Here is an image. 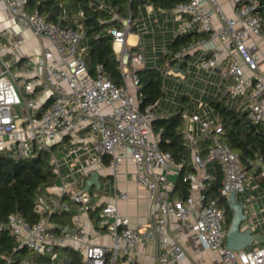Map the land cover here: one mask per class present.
Segmentation results:
<instances>
[{"label": "built area", "instance_id": "2783aa9c", "mask_svg": "<svg viewBox=\"0 0 264 264\" xmlns=\"http://www.w3.org/2000/svg\"><path fill=\"white\" fill-rule=\"evenodd\" d=\"M0 1L12 19L48 40L38 55L18 53L22 39L9 28L1 30L16 51L13 62L0 52V147L11 148L16 142L20 156L48 150L60 181L37 196V221L11 212L1 225L13 236L15 251L30 252L17 264H67V258L71 259L67 248L75 251L83 264H118L122 256L136 264L134 252L151 239L158 244L151 256L154 264H186L187 245L171 235V219L193 230L205 249L216 250L220 264H264V245L258 244L255 234L250 247H227L230 226L226 212L218 199L209 200L205 193L215 178L208 169L213 163L222 172L220 192L228 202L232 191L250 192L254 178L225 142L224 125L208 97H232L247 110L251 123H264V72L259 68V53L246 40L257 35L264 38L260 0H228L232 13L220 0H183L171 9H159L172 22L174 36L194 30L205 35L170 54L166 43L165 68L159 65L153 41L151 60L164 78V96L142 107L137 70L148 64L147 44L134 29L138 23L132 16L121 18L115 13L114 18L122 24L110 29L123 79L120 84L105 73L103 65L95 72L89 70L86 31L81 24H55L40 11H29L28 0ZM149 10L150 15L155 12L153 6ZM145 29L144 34H156L155 29ZM181 107L193 166L203 171L202 175L196 171L184 174L191 193L188 198L172 194L176 183L169 171L180 170L181 164L162 149L159 132L153 127L157 116L174 114ZM203 139L208 140L205 147L199 143ZM60 144L73 148L58 157L55 146ZM258 158L251 161L252 168L264 180V158ZM127 160L134 164L137 184L148 190L151 199L150 221L141 227L132 226L130 217L120 210V200L129 197L126 190H119L111 201L101 204L94 201L91 189L78 186L96 166H108L116 175ZM64 164L69 165L67 173ZM161 167L166 170L160 171ZM97 205L101 207L95 220L108 234L109 242H94L91 237V214ZM63 213L65 221L53 219ZM241 225L246 229L244 223ZM1 257L5 264H16L15 255Z\"/></svg>", "mask_w": 264, "mask_h": 264}, {"label": "trees", "instance_id": "16d2710c", "mask_svg": "<svg viewBox=\"0 0 264 264\" xmlns=\"http://www.w3.org/2000/svg\"><path fill=\"white\" fill-rule=\"evenodd\" d=\"M179 1L183 0H28V10L40 11L47 20L55 24L61 22L63 26L72 27L81 24L86 31L85 59L89 70L95 72L99 65H103L105 73L115 82L122 84L119 61L114 50L113 35L110 32L111 27L121 26L122 22L114 18V14L117 13L121 18L132 16L135 20L143 3L149 2L155 9H171ZM102 3L106 6L101 7ZM262 4L263 0H260L261 11ZM134 29L137 30L136 27ZM204 35L199 30L177 34L167 41V52L170 54L190 40H196ZM137 75L140 79L138 94H140L141 107L155 103L164 96V78L158 68L147 64L137 70ZM185 99L183 97L182 100ZM208 99L224 125L225 142H228L239 154L244 166L251 169L253 167L251 161H258V157L264 158V124L251 123L247 110L240 108L236 102L229 106L226 103L227 96L208 97ZM183 110L181 107L174 114L157 116L153 121V127L159 132V144L162 149L170 151L174 160L181 164L174 192L188 198L191 194L189 182L183 176L186 170L192 171L195 167L190 143L183 132ZM199 143L205 147L208 140H199ZM205 153L206 149L202 151V154ZM51 156V152L45 149L26 156L0 153V264H5L1 254L15 255L16 264L20 257L30 255L26 249L17 251L13 249L16 244L13 236L1 225L7 221L11 212H17L30 221L39 219V215L35 212L37 196L57 182ZM214 164L212 173L215 178L205 193L209 200L218 199L230 225L233 210L228 201L222 197L220 189L223 175L218 164ZM65 215V213L58 214L53 219L65 221ZM67 222H70L69 217ZM66 251L73 264H83L81 257L75 251L70 248Z\"/></svg>", "mask_w": 264, "mask_h": 264}, {"label": "crops", "instance_id": "0c3cea01", "mask_svg": "<svg viewBox=\"0 0 264 264\" xmlns=\"http://www.w3.org/2000/svg\"><path fill=\"white\" fill-rule=\"evenodd\" d=\"M220 2L229 13H232V7L228 0H220ZM146 6L147 10H144L142 6L138 18L135 19L138 23L137 30L143 29L146 26L147 29L152 31L153 29H155L153 28V26H156V24L160 26V29H163V26H161V17H165L161 13V10L154 8L155 12L150 15L149 8L152 5L148 2L146 3ZM262 6V12L264 13V0ZM6 28H9L11 31L16 32L17 36L23 41L19 46L20 48L17 50L18 53L38 55L42 50V45L44 43H48V40L36 36L32 30L26 28L20 22L12 19L11 14H9V10L6 7V4L0 1V52L4 55L5 58L6 56L8 57L6 59L11 60L12 62L15 60L16 50L15 48L11 47L10 44L6 41V39L1 35V30ZM162 33V31L160 34L156 33L160 37L159 42L157 41V43H159L163 47L162 50L158 51L157 46V55L159 56L158 62L164 60L165 53L162 52L165 50V44L170 39V35L168 34V32L163 33L164 35ZM156 34L153 37V39L155 40H153L154 43H156ZM145 35H150V33H145ZM246 40L249 45H254L255 52L259 53V68L264 72V38L257 35L250 36ZM159 52L161 53L159 54ZM151 57L152 56L148 58L149 65H153ZM199 85H201V83H199ZM165 105L166 104H164V106ZM55 147L56 149H60L62 155H64L67 151L73 148V146H71L70 144H66L65 146L60 144ZM84 157L85 156H82V159ZM63 167L64 173H67L69 165L64 164ZM214 167L215 164H211L208 168L209 171L211 172ZM159 170L161 171L166 169L161 167L159 168ZM96 171L99 173V179H101L102 185L99 189L95 185L91 188V191L94 196V201H98L101 204H106L107 202L112 200L116 192H118L119 190H126L129 197L127 200H120L119 206L121 212L130 217L132 226L141 227L146 225V223L150 221L151 217L149 211L151 199L148 194V190L139 186L136 182V179L133 177L134 164L132 163V161L127 160V162L123 163L118 168V172L116 175L112 173V170L108 166L103 167L98 165L96 166ZM179 171L180 170L177 168H170L169 177L174 179L175 183L177 181ZM195 171L199 175H202L203 173L202 170H198L196 167L194 170H186L184 173L186 174L188 172ZM248 172L249 174L253 175L254 178L252 179L251 187L249 189L250 192L243 193V198H245L246 201H240L245 204V210L249 214V218L246 220V222H244V225L246 229L247 227L253 228V232L256 236L258 244L264 245V180L259 174H257V172L253 170V168L248 169ZM88 178L89 176H85L82 181L83 185L78 186L84 188ZM103 179H108L110 180V182L105 185L103 183ZM57 184H60L59 180H57L55 185ZM173 195L178 196L179 194H177V192L175 191ZM250 196L251 199H249ZM100 207L101 206L97 205V207H95V210L91 214L92 219L94 221L93 228L92 226L90 227V230H92L91 237L94 242H109L110 238L108 234L104 231V229H101L97 226L95 220L96 213L99 211ZM169 227L170 233L173 238L179 242L182 241L184 244L187 245L188 256L186 258V264H220L221 259L219 257L218 252L216 250L205 249L202 244L199 243L197 234L193 230L182 226L175 219H171ZM143 245L144 246L139 247L134 252V262H136V264H154V261H152L151 256L155 254L158 250V244L156 240H147ZM120 263L130 264L132 262L129 263L128 260H126V258L122 256L119 261V264Z\"/></svg>", "mask_w": 264, "mask_h": 264}, {"label": "water", "instance_id": "95a60500", "mask_svg": "<svg viewBox=\"0 0 264 264\" xmlns=\"http://www.w3.org/2000/svg\"><path fill=\"white\" fill-rule=\"evenodd\" d=\"M59 25L63 26L61 22H59ZM94 185L98 189L102 185L97 171H94L87 179L84 188L90 190ZM229 206L233 210V215L226 236L227 247L236 250L252 246L254 244L253 228L247 227V229H241V224L246 222L249 214L245 210V204L237 199V193L235 191H232L230 195ZM67 264H73L70 258H67Z\"/></svg>", "mask_w": 264, "mask_h": 264}, {"label": "rangeland", "instance_id": "374dc122", "mask_svg": "<svg viewBox=\"0 0 264 264\" xmlns=\"http://www.w3.org/2000/svg\"><path fill=\"white\" fill-rule=\"evenodd\" d=\"M143 8H144V10H147V6H146V3H143ZM146 19V18H145ZM161 19H162V23H161V26H163V29L164 30H169L168 31V34L170 35V39L169 40H171V38H173L174 37V35H173V33H172V29H173V26H172V22L170 21V20H166V18H162L161 17ZM163 19H164V22H163ZM144 27V26H143ZM151 27V26H150ZM153 28H155V30H156V33L157 34H160L161 33V31H160V26L159 25H157L156 24V26H153ZM153 28H151V29H153ZM144 30H145V27L143 28V29H140V30H137V33L138 34H141L142 35V37H143V42L145 43V44H147L148 46H147V50H146V54H147V56H148V58L150 57V56H153L154 55V51H153V45H154V43H153V34L152 33H150V35H145L144 34ZM156 34V35H157ZM163 34V33H162ZM164 35V34H163ZM159 35H157V37H156V43H157V41L159 42ZM155 41V40H154ZM156 46H158V51H160V50H162L163 49V47L159 44V43H157V45ZM161 52H159V54H160ZM162 53H164V51L162 52ZM6 58H8L7 56H6ZM159 60H161V59H159ZM159 65H160V67H162V68H165L166 67V62L164 61V60H161L160 62H159ZM226 103L229 105V106H232L234 103H235V99H233L232 97H227V99H226ZM264 124V123H263ZM0 144H1V139H0ZM19 146H18V143H16V142H14V143H12V147L11 148H8V146H6V147H0V153L1 154H9V153H12V154H14V155H16L17 154V152L19 151V148H18ZM56 153H57V155H58V157H60L62 154H61V152H60V149H56ZM63 169H64V167H63ZM66 171V170H65ZM71 180V179H70ZM110 182V180H108V179H103V183L106 185L107 183H109ZM79 185H83L82 184V180H79ZM237 199L239 200V201H246V199L245 198H243V193H238L237 194ZM118 264H119V262H118ZM121 264V263H120Z\"/></svg>", "mask_w": 264, "mask_h": 264}]
</instances>
